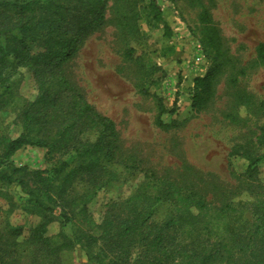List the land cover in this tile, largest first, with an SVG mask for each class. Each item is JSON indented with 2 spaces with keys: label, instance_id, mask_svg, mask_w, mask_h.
I'll use <instances>...</instances> for the list:
<instances>
[{
  "label": "rangeland",
  "instance_id": "rangeland-1",
  "mask_svg": "<svg viewBox=\"0 0 264 264\" xmlns=\"http://www.w3.org/2000/svg\"><path fill=\"white\" fill-rule=\"evenodd\" d=\"M17 1L20 0H10ZM10 2L5 5L0 1V11L13 12ZM157 2L172 29L170 37L164 35V24L151 14L149 0H142L133 16L140 33L130 38L122 28L123 15H128L131 8L130 0H108L106 23L90 34L61 67L70 82L116 122L120 134L119 162L110 165L117 176L103 185L89 210L99 223L109 213L126 218L128 200L144 180L140 169L152 170L158 176L193 186L213 205L242 202L236 229L250 235L256 225L255 195L264 192V161L250 176L245 173L247 161L230 152L241 146L264 150L260 143L264 127V61L257 52L259 43L264 42V0ZM213 27L218 33L216 42L211 40ZM128 47L134 48L132 57L125 54ZM31 50L38 53L44 48L31 43ZM199 55L202 60L198 62ZM216 63L220 67L211 94L196 110L195 79L205 76ZM13 79V88L21 98L0 109V131L4 133L16 122L24 98L34 100L38 96L31 69L17 67ZM176 99V111L162 114V119L172 126L161 128L157 125L160 103L169 111ZM83 136L95 139L94 133ZM45 156V148L27 145L11 160L32 171L44 170L49 167ZM134 164L136 168H131ZM90 186L87 177L79 178L70 193L79 196ZM8 191L12 200L0 197V243L4 251L0 264H40L41 251L31 236L45 216L25 210L27 195L22 187L14 184ZM151 208L153 225L162 224L173 211L165 202ZM61 211L60 208L57 214ZM79 219L76 217L75 223ZM75 229L73 223L66 228L69 234ZM59 230L58 218L49 226L47 235ZM97 249L98 246L79 245L64 251L60 264H91L90 255ZM134 249L136 255L139 249Z\"/></svg>",
  "mask_w": 264,
  "mask_h": 264
},
{
  "label": "trees",
  "instance_id": "trees-1",
  "mask_svg": "<svg viewBox=\"0 0 264 264\" xmlns=\"http://www.w3.org/2000/svg\"><path fill=\"white\" fill-rule=\"evenodd\" d=\"M0 1L5 5L10 2ZM140 1L130 0L129 13L123 15L122 28L130 38L140 33L133 20ZM10 3L13 12L0 11V109L21 98L13 88L19 66L33 71L38 96L34 100L24 98L16 122L6 133L0 131V197L12 200L8 188L16 184L27 195L25 210L45 216L31 236L41 251L40 264H60L61 254L79 245L98 246L90 255L91 264H264V192L257 193L253 202L255 229L244 235L236 229L242 202L226 201L216 206L193 186L140 169L144 180L128 200V216L120 219L109 213L102 223L96 221L89 204L103 185L117 176L110 165L119 162L120 134L116 122L99 111L61 67L90 34L106 23L108 0ZM149 7L155 20L164 24V35L170 37L172 29L157 0H149ZM210 33L216 42V28ZM31 43H39L44 51L33 53ZM257 52L264 61V42L259 43ZM133 53L132 47L125 51L128 57ZM219 67L216 63L205 76L195 79L196 110L209 98ZM177 104L178 99L168 111L160 103L158 126H172L162 114L175 112ZM261 107L264 112V102ZM85 133H94L95 139L84 137ZM260 143L264 147V127ZM27 145L46 149L48 168L32 171L11 160ZM230 155L247 161L245 173L250 176L264 161V150L246 146L232 148ZM84 177L90 180L88 191L71 195L76 180ZM159 202L169 204L173 211L162 224L153 225L151 206ZM76 217L81 219L75 223ZM58 218L59 232L47 235ZM69 223L77 226L72 234L66 230ZM134 248L139 249L136 255ZM3 254L0 243V258Z\"/></svg>",
  "mask_w": 264,
  "mask_h": 264
},
{
  "label": "built area",
  "instance_id": "built-area-1",
  "mask_svg": "<svg viewBox=\"0 0 264 264\" xmlns=\"http://www.w3.org/2000/svg\"><path fill=\"white\" fill-rule=\"evenodd\" d=\"M202 60V56L201 55H199L197 58H196V61H201Z\"/></svg>",
  "mask_w": 264,
  "mask_h": 264
}]
</instances>
